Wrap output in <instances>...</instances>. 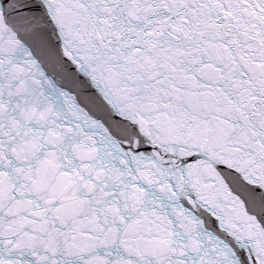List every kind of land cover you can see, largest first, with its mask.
<instances>
[{
  "label": "snow or ice",
  "instance_id": "snow-or-ice-1",
  "mask_svg": "<svg viewBox=\"0 0 264 264\" xmlns=\"http://www.w3.org/2000/svg\"><path fill=\"white\" fill-rule=\"evenodd\" d=\"M0 264H264V0H0Z\"/></svg>",
  "mask_w": 264,
  "mask_h": 264
}]
</instances>
